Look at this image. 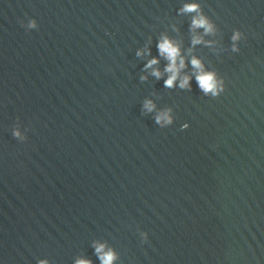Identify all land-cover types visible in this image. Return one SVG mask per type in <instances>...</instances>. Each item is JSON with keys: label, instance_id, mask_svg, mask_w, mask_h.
<instances>
[{"label": "water", "instance_id": "95a60500", "mask_svg": "<svg viewBox=\"0 0 264 264\" xmlns=\"http://www.w3.org/2000/svg\"><path fill=\"white\" fill-rule=\"evenodd\" d=\"M163 36L190 89L164 86ZM96 243L114 264H264V0H0V264H101Z\"/></svg>", "mask_w": 264, "mask_h": 264}, {"label": "clouds", "instance_id": "9594fccd", "mask_svg": "<svg viewBox=\"0 0 264 264\" xmlns=\"http://www.w3.org/2000/svg\"><path fill=\"white\" fill-rule=\"evenodd\" d=\"M181 14L186 13H195L191 22V29L195 31L198 28H203L205 34H211L214 32V25L206 17L200 10V6L197 3H185L182 8L179 9ZM21 26L25 27L28 30L36 29L38 27L35 19H29L27 24L25 25L23 21H21ZM240 32H234L232 36V40L236 41L240 38ZM202 42V38L199 36H193L192 44L196 45ZM159 53L162 57H164L168 64L164 71L168 73V78L164 81V86L167 88H172L176 86L177 80H179V87L181 89H190V80L191 77L187 74L181 76V70L185 68V60L181 55V50L178 44L169 39L167 36H163L158 44ZM235 49V46L233 48ZM137 56L142 55V52L138 51L136 53ZM158 60L153 58L148 61L145 65V68H152L153 65L157 64ZM191 65L194 70V75L196 82L200 88V90L205 94L211 96L213 98L219 97L222 92L225 91V86L223 80H218L216 73L213 71H206L204 65L201 60L196 57L191 59ZM152 75H154L157 79L162 76V73L159 70L153 69ZM146 79V77H141V80ZM156 106L151 100H145L143 103V111L147 113H151L155 111ZM155 122L157 125H160L162 128L173 124V117L171 115V109H165L158 111L155 115ZM189 125L187 123L182 125V130L187 129ZM12 136L16 139H22L21 132L18 129H14L12 132ZM145 236V242H147L146 237L147 233L143 234ZM95 252L99 257L101 264H114V261L118 259L116 252L107 248L103 243L94 244ZM39 264H48V261L42 260L39 261ZM75 264H92V262L88 259H77Z\"/></svg>", "mask_w": 264, "mask_h": 264}]
</instances>
